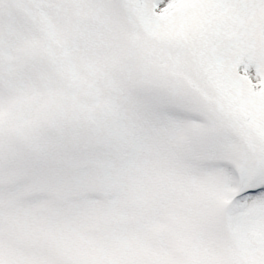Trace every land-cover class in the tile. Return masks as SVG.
Returning <instances> with one entry per match:
<instances>
[{
  "label": "rangeland",
  "instance_id": "1",
  "mask_svg": "<svg viewBox=\"0 0 264 264\" xmlns=\"http://www.w3.org/2000/svg\"><path fill=\"white\" fill-rule=\"evenodd\" d=\"M26 1H0V264H264V0Z\"/></svg>",
  "mask_w": 264,
  "mask_h": 264
},
{
  "label": "trees",
  "instance_id": "2",
  "mask_svg": "<svg viewBox=\"0 0 264 264\" xmlns=\"http://www.w3.org/2000/svg\"><path fill=\"white\" fill-rule=\"evenodd\" d=\"M0 1H1V0H0ZM17 1H18V6L20 7V9H21L22 11H24V12L27 14L28 19H30V20H32V21L34 22V15H33V13L31 12L30 5L28 4V2H27L26 0H17ZM120 2H121V4H122V7H123V9H124V11H125V14H126V17H127L128 21H129V23L132 24V25H134L133 22L131 21V14H130V12L126 9V7L124 6V2H123V0H121ZM39 31H40V30H39ZM41 44H42V46L45 45L44 49H48L49 51H51V50L49 49V47H48L47 40H45L44 37L41 38ZM60 106H61V105H60ZM50 120H51L50 116L47 115V116L43 119V122H41V123H43V124L40 125L38 128H40V127L43 126V125H46L45 123L48 122V121H50ZM33 126H34V128H35V131L33 132V134H34V133H36V132L38 131V130L36 129V123H35V122H34V125H33ZM41 129H42V131L45 130V129H47V130L49 131V129H48V125H47L46 128L41 127ZM54 130H55V129H52V131H51V129H50V132L53 133ZM91 152H92V151H91Z\"/></svg>",
  "mask_w": 264,
  "mask_h": 264
},
{
  "label": "water",
  "instance_id": "3",
  "mask_svg": "<svg viewBox=\"0 0 264 264\" xmlns=\"http://www.w3.org/2000/svg\"><path fill=\"white\" fill-rule=\"evenodd\" d=\"M101 264H108L109 263V257L108 256H102L100 260Z\"/></svg>",
  "mask_w": 264,
  "mask_h": 264
}]
</instances>
